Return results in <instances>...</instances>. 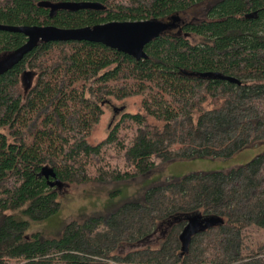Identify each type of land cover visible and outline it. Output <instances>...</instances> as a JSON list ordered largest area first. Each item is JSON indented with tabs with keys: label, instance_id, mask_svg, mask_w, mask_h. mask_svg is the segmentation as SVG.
Wrapping results in <instances>:
<instances>
[{
	"label": "trees",
	"instance_id": "obj_1",
	"mask_svg": "<svg viewBox=\"0 0 264 264\" xmlns=\"http://www.w3.org/2000/svg\"><path fill=\"white\" fill-rule=\"evenodd\" d=\"M61 2L101 9L50 17L45 5ZM142 20L173 26L145 46V59L89 42H40L0 75V264H264V152L226 172L171 178L142 202L68 222L58 239L28 234L30 222L61 208L49 181L122 182L264 144V0H0L8 26ZM25 41L0 31V59ZM133 97L137 110L90 142L107 99ZM204 219L214 222L196 228ZM164 224L159 246L117 254Z\"/></svg>",
	"mask_w": 264,
	"mask_h": 264
},
{
	"label": "rangeland",
	"instance_id": "obj_2",
	"mask_svg": "<svg viewBox=\"0 0 264 264\" xmlns=\"http://www.w3.org/2000/svg\"><path fill=\"white\" fill-rule=\"evenodd\" d=\"M192 16L193 12H190L186 18L189 19ZM188 38L193 43L199 42V38L195 36L190 35ZM138 99V97L123 101L107 99L103 105V116L100 124L90 142L95 143L105 138L111 126L120 119L123 113H134L137 110ZM263 152L264 144L260 143L224 159L194 158L161 164L146 176L132 180L106 184L91 182L81 185H54L58 191L60 210L42 222H30L28 234L39 232L46 239H58L68 222L73 220L81 222L94 215L106 216L127 202H142L149 188L171 178L180 179L189 174L226 172L246 165ZM213 222V220L204 219L196 228H200L203 224L205 226L211 225ZM168 226L170 224L160 225L149 237L141 241L120 245L117 254H125L147 246H159L166 235Z\"/></svg>",
	"mask_w": 264,
	"mask_h": 264
},
{
	"label": "water",
	"instance_id": "obj_3",
	"mask_svg": "<svg viewBox=\"0 0 264 264\" xmlns=\"http://www.w3.org/2000/svg\"><path fill=\"white\" fill-rule=\"evenodd\" d=\"M50 9V17H53L55 11L67 10L78 11L81 9L100 10L101 5L91 2H61L55 4H46ZM173 20H178L173 18ZM170 22L158 20L142 21H123L108 22L93 27L81 28H58L55 26H8L0 24V31L22 34L26 41L14 52L5 55L0 59V75L5 74L17 64H19L25 55L38 46L40 42H89L101 44L107 48L122 52L128 56L141 60L146 58L145 46L154 38L161 35L164 31L172 28ZM31 72H24L22 81L24 90L27 91L31 86ZM47 180L55 179V174L51 169L44 168L41 172ZM50 185L58 184L49 181Z\"/></svg>",
	"mask_w": 264,
	"mask_h": 264
}]
</instances>
